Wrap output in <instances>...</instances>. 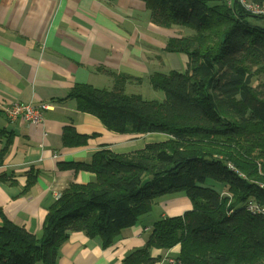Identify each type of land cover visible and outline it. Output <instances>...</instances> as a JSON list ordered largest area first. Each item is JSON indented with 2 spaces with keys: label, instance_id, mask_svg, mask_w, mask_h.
Instances as JSON below:
<instances>
[{
  "label": "trees",
  "instance_id": "1",
  "mask_svg": "<svg viewBox=\"0 0 264 264\" xmlns=\"http://www.w3.org/2000/svg\"><path fill=\"white\" fill-rule=\"evenodd\" d=\"M143 1L157 25L195 31L166 46L188 56L187 68L150 76L165 99L127 94L128 75L115 76L112 90L77 84L66 98H76L80 110L117 133H164L170 139L129 153L104 148L89 163L61 164L90 170L96 179L72 183L62 192L49 207L40 236L4 217L0 264H56L72 232L100 236L108 246L151 212L156 198L175 192L185 194L192 208L157 221L145 246L123 264H154L158 258L151 249L178 244L180 252L168 264H264V216L246 209L250 198L264 204L259 185L264 183V81L253 83L264 75V28L255 22L264 17L231 7L228 0ZM0 136L7 137L2 165L13 133L0 128ZM63 140L83 144L86 137L78 140L65 129ZM0 178L8 180L5 173ZM35 178L30 172L24 192Z\"/></svg>",
  "mask_w": 264,
  "mask_h": 264
},
{
  "label": "crops",
  "instance_id": "2",
  "mask_svg": "<svg viewBox=\"0 0 264 264\" xmlns=\"http://www.w3.org/2000/svg\"><path fill=\"white\" fill-rule=\"evenodd\" d=\"M159 27L143 0H0V128L13 133L0 165V176L5 173L8 179L0 178V225L5 217L40 236L55 194L72 183L96 179L90 170L61 164L89 163L93 154L104 148L129 153L132 141L144 148L164 136L117 133L99 117L80 110L76 98H66L77 84L112 90L115 76L128 75L127 94L157 100L153 97L158 91H152L151 84L152 96L139 92L138 79H149L155 72L183 71L174 68L165 72L164 51L169 39ZM180 57L187 67L188 56L180 53ZM164 99L162 94L159 101ZM15 102L46 105L44 124L10 120L4 110ZM65 129L86 141L66 144ZM6 139L0 136V151ZM30 172L37 176L36 182L24 192ZM157 205L159 200L151 212L123 229L108 246L100 236L72 232L61 246L56 264H123L130 253L145 246L156 221L183 215L192 208L187 201L179 210L169 208L171 213L160 210L154 215ZM178 249L168 256L175 258ZM160 253V249L151 250L153 257Z\"/></svg>",
  "mask_w": 264,
  "mask_h": 264
},
{
  "label": "rangeland",
  "instance_id": "3",
  "mask_svg": "<svg viewBox=\"0 0 264 264\" xmlns=\"http://www.w3.org/2000/svg\"><path fill=\"white\" fill-rule=\"evenodd\" d=\"M251 3L264 4V2H257L255 0H245V3H243L242 0H228V4L231 5V7H233V5H240L247 12H249V13H251L253 15H256V16H261L260 14H256V13L248 10V8H250L248 5H252ZM262 17H264V16H262ZM255 22H256L257 25H259L260 27L264 28V19H259V20H256ZM158 30H159V32L162 35L168 36V39L169 40L172 39V38H184V37H188V36H193L195 34V31L192 28L186 27V26H183V25H177V24L176 25H173V26H170V27H164V26H162V27H159ZM164 53L166 54V60H167V64H168V67L166 68V71L165 72H167V69L178 68V69L185 70L187 68L185 66L186 63L184 64V62L182 61V59L180 57V53H177V52H173L172 53V52H169L167 50H165ZM176 57L179 58L178 61L175 60ZM149 79H150V77H149ZM149 79L143 80V79H140L139 78L138 81H137V85H136L137 87L139 86L140 89H141V91H139V92H143L144 95L146 94V96L147 95L152 96L151 90L152 91L154 90V88L151 87V85H150L151 83L149 82ZM263 81H264V75H260L258 80H257V78H255L253 80V83L258 84V83L263 82ZM149 85L151 87V90H149ZM133 88H134V86H133ZM154 93H156V92H154ZM162 94H164V92L161 91V90H158L157 94H155L153 98L154 99H157V100H160ZM156 138H158V139L157 140H154L155 142H163V141L169 140L170 139V136L167 135V134H164V136L162 138L161 137H156ZM136 149L137 150H140V149H143V148H138V143L132 141V152L133 151H136ZM217 185L219 187H221L223 191H226L227 192L226 186H224L222 184H217ZM60 193H61V196H62V192H60ZM177 193H180V192H175V193H172V194H166V195H162V196L156 198L154 205L159 200L161 207H160V205L155 206V212H153L154 215L158 211H160V210H161L162 213L163 212H169V213H171L173 210H170L169 208H171V209H178L179 210L180 207H181V205H184L187 201L191 203V201L186 197L185 194L180 193V194L177 195ZM223 194L225 195L226 193L223 192ZM163 208H166V209H169V210H163ZM178 216H180V215H178ZM172 217H175V216H163L158 221L164 220L166 218H172ZM155 223L153 224V227H154ZM176 248H179L178 249V252H180L181 245L178 244V245H176V246H174L172 248H169V249H160L161 250V253L156 257V258H158V260L156 262L159 261V262H163L165 264H168L171 261H175V258L174 257L168 256V255L169 254L174 255L173 253H174V250Z\"/></svg>",
  "mask_w": 264,
  "mask_h": 264
},
{
  "label": "built area",
  "instance_id": "4",
  "mask_svg": "<svg viewBox=\"0 0 264 264\" xmlns=\"http://www.w3.org/2000/svg\"><path fill=\"white\" fill-rule=\"evenodd\" d=\"M245 3V0H242ZM248 5L250 8L248 10L264 16V4L251 3ZM46 108V105H34L33 103H21L15 102L12 105L5 108L4 112L10 120H16L21 118L26 122L32 125H41L44 124L45 117L43 110ZM230 168L236 171V168L233 165H230ZM258 183V182H257ZM261 188L264 187V183L259 182ZM56 199L61 197V193L57 192ZM246 209L251 215H260L264 216V204L259 201L257 198H250L246 203ZM173 262V261H171Z\"/></svg>",
  "mask_w": 264,
  "mask_h": 264
}]
</instances>
